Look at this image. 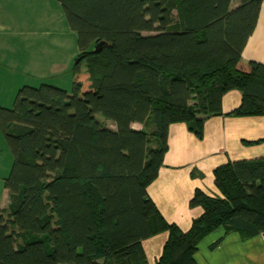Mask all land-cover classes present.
<instances>
[{
	"label": "trees",
	"instance_id": "obj_1",
	"mask_svg": "<svg viewBox=\"0 0 264 264\" xmlns=\"http://www.w3.org/2000/svg\"><path fill=\"white\" fill-rule=\"evenodd\" d=\"M57 1L79 60L69 92L23 85L0 107L13 156L0 264H149L142 240L160 231L168 237L155 264H197L199 241L218 227L264 235V157L216 167L219 195L194 191L190 205L203 213L186 232L146 192L170 124L201 138L232 89L241 102L229 115L264 116V63L242 57L264 0Z\"/></svg>",
	"mask_w": 264,
	"mask_h": 264
},
{
	"label": "crops",
	"instance_id": "obj_2",
	"mask_svg": "<svg viewBox=\"0 0 264 264\" xmlns=\"http://www.w3.org/2000/svg\"><path fill=\"white\" fill-rule=\"evenodd\" d=\"M237 1L232 0L231 7ZM76 53V33L57 0H0V107H11L23 85L37 86L58 73L69 81ZM242 57L264 63V2ZM240 102L239 90L227 91L222 97V114L205 120L201 138L184 122L168 126L163 164L146 192L162 217L184 232L203 213L200 206L190 205L194 191L219 195L213 174L216 167L229 161L264 157V116L229 115ZM109 123L106 126L114 129ZM131 127L139 130L142 125L132 123ZM12 162V153L0 130V210L9 204L4 179ZM167 237V231H160L142 240L149 264L159 259ZM194 260L197 264H264V235L248 237L235 230L226 233L224 227H218L199 241Z\"/></svg>",
	"mask_w": 264,
	"mask_h": 264
},
{
	"label": "rangeland",
	"instance_id": "obj_3",
	"mask_svg": "<svg viewBox=\"0 0 264 264\" xmlns=\"http://www.w3.org/2000/svg\"><path fill=\"white\" fill-rule=\"evenodd\" d=\"M171 16H172V19H173V21H174V19H175V14H176V12H175V10H172L171 11ZM150 33H153V32H150ZM146 34H148V33H146ZM66 38H68V36H66ZM68 46V45H67ZM76 50H78L77 49V45H76ZM77 54V53H76ZM78 58V56L76 55L74 58H73V60H72V62H71V64L73 65V62H75V60ZM59 74V73H58ZM58 74H56L57 76H54V77H50V78H48V79H45L47 82H45V83H51V84H56V85H60V86H62V87H64V89L65 90H67V92H69L70 91V89H71V85H72V78L71 77H69L70 79H69V81H68V77H66L64 74H61V75H58ZM70 74H72V73H70ZM61 76H63V77H61ZM96 118L99 120V121H101V122H106L107 120H105L104 118H103V116H101L100 114H97L96 115ZM107 124L109 125L110 123L109 122H107Z\"/></svg>",
	"mask_w": 264,
	"mask_h": 264
},
{
	"label": "water",
	"instance_id": "obj_4",
	"mask_svg": "<svg viewBox=\"0 0 264 264\" xmlns=\"http://www.w3.org/2000/svg\"><path fill=\"white\" fill-rule=\"evenodd\" d=\"M79 60V58H77L76 60H75V62H77Z\"/></svg>",
	"mask_w": 264,
	"mask_h": 264
}]
</instances>
